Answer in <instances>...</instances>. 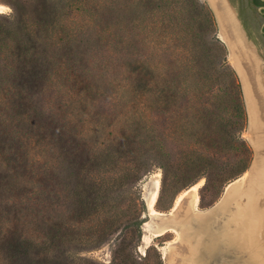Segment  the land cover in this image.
Masks as SVG:
<instances>
[{
	"label": "rangeland",
	"instance_id": "obj_1",
	"mask_svg": "<svg viewBox=\"0 0 264 264\" xmlns=\"http://www.w3.org/2000/svg\"><path fill=\"white\" fill-rule=\"evenodd\" d=\"M201 1L208 5L215 17L217 36L225 45L228 62L234 69L212 4L210 0ZM225 1L228 6L231 5L235 19L239 20L241 35H246L253 44H250V48L255 63L251 64L243 51L240 58L247 60L244 63L247 67L251 66L249 69H253L254 64L264 90V5L253 6L251 0ZM14 2L0 0V7L4 9L0 12V25L7 24V16L12 14ZM261 2L264 3L263 0ZM228 34L231 37V25L228 26ZM85 43L87 46L83 49L79 50L76 46L74 58L67 56L63 63L58 58L55 76L37 86L23 82L15 71L3 70L4 82L0 85V264H13L7 258L6 244L14 235L27 236L40 243L55 230L79 241L89 239L95 232L115 231L107 243L98 247H68L75 261L89 259L99 264H110L116 244L123 239V245L130 240L132 243L118 264H159L158 254L162 264H264V152L258 170L251 175L256 156L251 137L255 135L250 131L249 105L235 69L247 113V125L241 135L252 150L248 170L231 178L229 170L241 150L237 138H234V149L221 154L226 167L225 176L230 180L207 184L206 179L202 178L194 183L193 174L187 175L180 170L179 184L176 187L167 184L161 194L163 173L158 162L153 160L154 156L149 157L160 147L152 139L147 146L134 144L136 129L151 127L154 139L162 143L163 151L173 152L174 165L180 152L194 140L175 133L176 119L170 114L175 108L172 103H154L150 110H145L144 98L140 96L142 92L135 94L127 88L129 67H125L124 62L115 61L108 46ZM1 55L5 54L1 51ZM258 95L262 100L259 102L261 112H264L263 94L260 91ZM185 104L181 100L178 106L181 108ZM164 134L170 137L165 144ZM259 136L264 145V122ZM199 140L196 147L207 152L211 146L209 141L204 138ZM108 144L115 149L150 158L149 161L141 159L149 172L125 188H113L111 198L116 207L107 209H112L109 214L103 212L83 219L75 212L71 186L65 179L68 161L80 162ZM195 186H198L196 193H190ZM223 199L221 207L226 203L231 204L220 211L216 208L203 217V222L212 224L210 242L202 246L203 258L200 261L189 257L180 259L177 254L185 248L176 231L171 230L163 235L162 232L158 233L159 228L152 226L151 221H161L175 206L179 208L178 218H181L185 217L188 208H195L196 213L200 214L217 207ZM149 215L152 218L150 222ZM253 217L259 220L253 227V246L246 243L242 246L238 240L230 241L231 244L221 241L239 237ZM196 230L202 236V232H199L201 228L196 227ZM139 232L141 239L137 241ZM173 242L174 245L169 246Z\"/></svg>",
	"mask_w": 264,
	"mask_h": 264
},
{
	"label": "trees",
	"instance_id": "obj_2",
	"mask_svg": "<svg viewBox=\"0 0 264 264\" xmlns=\"http://www.w3.org/2000/svg\"><path fill=\"white\" fill-rule=\"evenodd\" d=\"M251 3L256 7L264 5L261 0ZM14 4L7 24L0 25V85L4 82L3 70H9L19 74L23 82L37 86L55 76L58 58L63 63L67 56H76V46L83 49L87 46L85 41L91 46H108L114 60L129 67L127 88L135 94L142 92L145 110H150L154 103H172L175 108L170 114L177 122L175 133L194 140L180 152L174 165L173 152L163 151L151 127L136 129L134 144L147 146L152 139L160 147L149 157L154 156L163 173L161 194L167 184L172 187L179 184L180 170L193 174L194 183L205 178L207 184H220L248 170L252 150L241 135L247 125L242 87L228 62L226 47L217 36L215 17L206 3L15 0ZM181 100L186 104L179 108ZM199 138L209 141L207 152L196 147ZM234 138L241 150L229 170L231 178H226L221 154L234 149ZM169 139L164 134L163 143ZM131 153L108 144L80 162L68 161L65 179L71 186L70 194L79 217L89 219L103 212L109 214L112 209H107L116 207L111 198L113 188H125L149 172L144 165L150 158ZM99 233L79 241L55 230L40 243L14 235L6 244L7 258L13 264H99L89 259L75 261L69 250L71 246L98 247L107 243L115 231ZM140 239L139 232L137 241ZM124 243L120 239L116 244L110 264L119 263L132 240ZM158 257L162 264L160 254Z\"/></svg>",
	"mask_w": 264,
	"mask_h": 264
},
{
	"label": "bare ground",
	"instance_id": "obj_3",
	"mask_svg": "<svg viewBox=\"0 0 264 264\" xmlns=\"http://www.w3.org/2000/svg\"><path fill=\"white\" fill-rule=\"evenodd\" d=\"M210 2L212 4V6H214V9H215L216 14L218 16L220 25L222 27L221 31L225 36V41L227 42L226 44L228 45V47L231 50V54H232L231 58H232L234 67L236 68V70L238 71V74L240 75V79H241V82L243 85L245 97H246L248 105H249L250 131H253V134L255 135V136H253L251 133V135H252L251 142L253 144V147H254V150L256 153L255 160H254L252 170H251L252 171L251 175H253L258 170L260 161L262 159V154L264 152V145H263V143L260 139V136H259V133H261L262 125L264 122V112H261L262 108H261V106H259V102L262 100L261 99L259 100L260 97H258L259 96L258 93H260V91L262 92L263 97H264V90L262 88V84H261L259 75L257 77V73L255 71L254 64H253V69H249L251 66L247 67L244 63V61L247 62V60L245 59L243 61L242 58H240L241 51H243V52H245L246 56L249 57L251 64L255 63L253 60V57H252V53H251L252 50L250 48V44L246 43L245 37L242 36L240 33V30L238 28V22L235 19L234 12L230 8V6H228L226 1L224 2V0H210ZM230 25L232 28L231 37L229 36L230 34H228V26H230ZM222 39H223V37H222ZM255 66H256V64H255ZM261 103L263 105V102H261ZM254 131L256 133H254ZM262 169H263V173H264V166ZM260 174H261V172H260ZM262 175H264V174H262ZM253 178H254V176H253ZM252 183H254V182H252ZM197 187L198 186L192 187L189 192L192 194H195L197 191ZM251 187H253V186H251ZM258 188H261V187H258ZM231 189H233V188H231ZM153 201H154V198L151 200L150 205H152ZM149 218H151L150 215H149ZM151 220H152V218H151ZM159 221H160V219H159ZM162 223H164V222H162ZM248 244L250 245V242Z\"/></svg>",
	"mask_w": 264,
	"mask_h": 264
},
{
	"label": "crops",
	"instance_id": "obj_4",
	"mask_svg": "<svg viewBox=\"0 0 264 264\" xmlns=\"http://www.w3.org/2000/svg\"><path fill=\"white\" fill-rule=\"evenodd\" d=\"M224 199L217 207L210 209L208 211L202 212L200 214L196 213L195 208L193 209L188 208L186 209L185 217H181V218H178L180 210L179 208H177V206H175L170 214L165 215V218H162L160 223L162 222L164 223H162V225L158 227L159 228L158 233L162 232L163 235H165L171 230L176 231V233L178 234L179 240L181 241V243H183L184 248H185L184 251L177 254V256L180 259L189 257L193 260L200 261V259L203 258L202 246H205V244L210 242V229H211V224H212L211 222H206V223L203 222V217L212 213V211H214L216 208H218L219 211L221 209L227 208L231 203L230 204L226 203L225 205H223L224 208L221 207V204L223 203ZM253 218L254 219L248 220V222L246 223L247 227L240 232L239 237H233L227 240L221 239V241L231 244L230 241L233 240L237 242L238 240L242 246H244L245 243L246 245H249L248 244L249 242L251 243V245L249 246H253V242L255 241L253 227H254V223H256L257 225V222H259L258 217L256 218L253 217ZM196 227L197 229L201 228V231L199 232H202L201 233L202 236H200V233H198V230H196ZM229 237H231V235H229ZM171 245H174V242L169 244V246Z\"/></svg>",
	"mask_w": 264,
	"mask_h": 264
},
{
	"label": "water",
	"instance_id": "obj_5",
	"mask_svg": "<svg viewBox=\"0 0 264 264\" xmlns=\"http://www.w3.org/2000/svg\"><path fill=\"white\" fill-rule=\"evenodd\" d=\"M264 1V0H263ZM229 3V2H228ZM231 6V5H230ZM211 7H212V9H213V11H214V13H215V15H216V18H217V21H218V24H219V28H220V34H221V25H220V22H219V19H218V16H217V14H216V11H215V9H214V6H212L211 5ZM238 20V19H237ZM239 21V20H238ZM240 23V22H239ZM240 26H241V23H240ZM241 28H242V26H241ZM245 34V33H244ZM245 36V39H246V43H249V44H251V45H253L252 43H250V41H249V39H248V37L246 36V35H244ZM226 44V43H225ZM226 46H227V48H228V50H229V53H230V56L232 55L231 54V50H230V48L228 47V45L226 44ZM254 47V46H253ZM256 52V51H255ZM254 54V53H253ZM257 54V53H256ZM254 57V56H253ZM234 69H235V71L237 72V74H238V71L236 70V68L234 67ZM238 76L240 77V75L238 74ZM151 221V218H149V220H148V222H150ZM151 223H152V226L154 227V228H158L160 225H162V223H160L159 221H156V220H154V221H151Z\"/></svg>",
	"mask_w": 264,
	"mask_h": 264
},
{
	"label": "snow or ice",
	"instance_id": "obj_6",
	"mask_svg": "<svg viewBox=\"0 0 264 264\" xmlns=\"http://www.w3.org/2000/svg\"><path fill=\"white\" fill-rule=\"evenodd\" d=\"M3 11H4V9L2 7H0V12H3Z\"/></svg>",
	"mask_w": 264,
	"mask_h": 264
}]
</instances>
